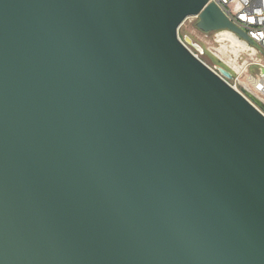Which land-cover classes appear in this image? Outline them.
I'll return each mask as SVG.
<instances>
[{
    "label": "water",
    "instance_id": "1",
    "mask_svg": "<svg viewBox=\"0 0 264 264\" xmlns=\"http://www.w3.org/2000/svg\"><path fill=\"white\" fill-rule=\"evenodd\" d=\"M209 0H0V264H264V105L179 31Z\"/></svg>",
    "mask_w": 264,
    "mask_h": 264
},
{
    "label": "built area",
    "instance_id": "2",
    "mask_svg": "<svg viewBox=\"0 0 264 264\" xmlns=\"http://www.w3.org/2000/svg\"><path fill=\"white\" fill-rule=\"evenodd\" d=\"M209 3L217 5L233 24L244 30L253 41L250 46L264 54V0H209ZM191 19L198 18H188L185 23ZM254 49L251 48L252 51ZM258 65L263 68L258 78L248 76L249 68L246 63L240 65L237 62L229 66L233 77L228 83L245 97H254L264 105V59ZM244 75L246 79L242 81L241 77Z\"/></svg>",
    "mask_w": 264,
    "mask_h": 264
},
{
    "label": "rangeland",
    "instance_id": "3",
    "mask_svg": "<svg viewBox=\"0 0 264 264\" xmlns=\"http://www.w3.org/2000/svg\"><path fill=\"white\" fill-rule=\"evenodd\" d=\"M197 23L198 19L188 20L181 27L179 36L206 65L214 70L224 69L231 72L229 66H233L237 62L240 65L246 63L249 68L248 76L255 78L261 76L263 68L258 63L264 59V54L260 50L247 45L250 50L243 51L233 46L229 41L222 40L221 32L203 33L197 28ZM245 79L246 75L241 77L242 81Z\"/></svg>",
    "mask_w": 264,
    "mask_h": 264
},
{
    "label": "bare ground",
    "instance_id": "4",
    "mask_svg": "<svg viewBox=\"0 0 264 264\" xmlns=\"http://www.w3.org/2000/svg\"><path fill=\"white\" fill-rule=\"evenodd\" d=\"M221 39L225 41H229L233 46L240 48L243 51L250 50L247 48V44L243 41L239 40L237 37H235L233 34L227 31H223L220 34ZM252 52V51H251ZM253 54V53H252Z\"/></svg>",
    "mask_w": 264,
    "mask_h": 264
},
{
    "label": "trees",
    "instance_id": "5",
    "mask_svg": "<svg viewBox=\"0 0 264 264\" xmlns=\"http://www.w3.org/2000/svg\"><path fill=\"white\" fill-rule=\"evenodd\" d=\"M254 47H256V46H254Z\"/></svg>",
    "mask_w": 264,
    "mask_h": 264
}]
</instances>
